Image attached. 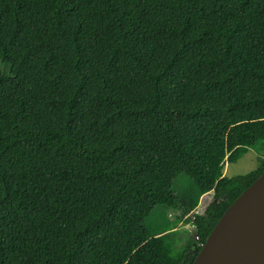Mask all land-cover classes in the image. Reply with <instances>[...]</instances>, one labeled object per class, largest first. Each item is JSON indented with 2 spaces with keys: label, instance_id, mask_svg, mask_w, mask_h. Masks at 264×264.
<instances>
[{
  "label": "trees",
  "instance_id": "1",
  "mask_svg": "<svg viewBox=\"0 0 264 264\" xmlns=\"http://www.w3.org/2000/svg\"><path fill=\"white\" fill-rule=\"evenodd\" d=\"M0 62V264H193L264 174V0H0Z\"/></svg>",
  "mask_w": 264,
  "mask_h": 264
},
{
  "label": "water",
  "instance_id": "2",
  "mask_svg": "<svg viewBox=\"0 0 264 264\" xmlns=\"http://www.w3.org/2000/svg\"><path fill=\"white\" fill-rule=\"evenodd\" d=\"M193 264H264V174L228 207Z\"/></svg>",
  "mask_w": 264,
  "mask_h": 264
},
{
  "label": "rangeland",
  "instance_id": "3",
  "mask_svg": "<svg viewBox=\"0 0 264 264\" xmlns=\"http://www.w3.org/2000/svg\"><path fill=\"white\" fill-rule=\"evenodd\" d=\"M8 70V66L1 64L0 62V71L6 72ZM264 157V151H258L256 149L251 148L244 156H242L240 159H238L234 163H230L228 161L229 156L226 158V170L225 174L228 177H236V176H242L245 175L255 169L259 166V158ZM214 201V194L210 193L207 194L200 199V207L195 213L202 212L206 205L210 202ZM181 212L179 210H167L165 207H158L151 218L153 222L156 223H164L165 221H174L180 216ZM194 215L192 218H194ZM186 218H183L175 228L171 229L169 232H171V235L173 236L177 248L180 244H182L187 238L191 239L193 241V246L191 253L192 255L198 254L200 252V244H199V235L197 226L192 221L190 223L185 222Z\"/></svg>",
  "mask_w": 264,
  "mask_h": 264
}]
</instances>
